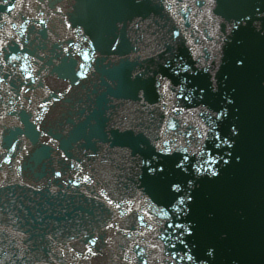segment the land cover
<instances>
[{"label":"water","instance_id":"water-1","mask_svg":"<svg viewBox=\"0 0 264 264\" xmlns=\"http://www.w3.org/2000/svg\"><path fill=\"white\" fill-rule=\"evenodd\" d=\"M0 264H264V0H0Z\"/></svg>","mask_w":264,"mask_h":264},{"label":"snow or ice","instance_id":"snow-or-ice-1","mask_svg":"<svg viewBox=\"0 0 264 264\" xmlns=\"http://www.w3.org/2000/svg\"><path fill=\"white\" fill-rule=\"evenodd\" d=\"M82 75H83V73H82ZM223 143H225V144H227L228 143V140L227 139H225L224 141H223ZM185 159H187V157H185ZM209 159H213V157H209ZM200 167H202V165H200ZM56 175H60V173L58 172V173H56ZM212 175H216V173L215 172H213L212 173ZM85 179H87V177H85ZM174 187H178V186H174ZM188 199H191V197H188ZM183 201L181 200V203H182ZM166 214V213H165ZM173 226H175V227H182L181 225H173ZM188 259L189 260H191L192 259V257L191 256H189L188 257Z\"/></svg>","mask_w":264,"mask_h":264}]
</instances>
